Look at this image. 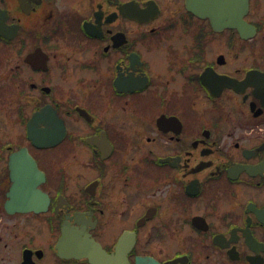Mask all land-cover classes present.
I'll use <instances>...</instances> for the list:
<instances>
[{
	"label": "flooded vegetation",
	"instance_id": "obj_1",
	"mask_svg": "<svg viewBox=\"0 0 264 264\" xmlns=\"http://www.w3.org/2000/svg\"><path fill=\"white\" fill-rule=\"evenodd\" d=\"M239 1L0 0V264H264Z\"/></svg>",
	"mask_w": 264,
	"mask_h": 264
},
{
	"label": "water",
	"instance_id": "obj_2",
	"mask_svg": "<svg viewBox=\"0 0 264 264\" xmlns=\"http://www.w3.org/2000/svg\"><path fill=\"white\" fill-rule=\"evenodd\" d=\"M203 2H205L206 0H202ZM217 1H222V0H215V2H217ZM225 1H230L232 4L233 3H240V1L239 0H225ZM241 5H243V7H241L240 9H235V8H231L230 9V11H231V13H232V17H233V13H234V11L236 10V11H238V10H240V12L241 13H244V12H246V11H248V1L247 0H241ZM215 10H218V8L217 7H215ZM29 187V189H28V192L29 193H32V192H35L36 190H35V186H33V185H29L28 186ZM31 208L32 207H27V208H25L26 210H31ZM81 254L79 253V250H77V253H76V256H80Z\"/></svg>",
	"mask_w": 264,
	"mask_h": 264
}]
</instances>
